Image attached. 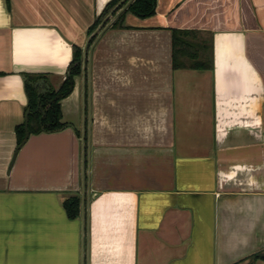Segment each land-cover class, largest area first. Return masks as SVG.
Wrapping results in <instances>:
<instances>
[{
    "label": "crops",
    "instance_id": "obj_1",
    "mask_svg": "<svg viewBox=\"0 0 264 264\" xmlns=\"http://www.w3.org/2000/svg\"><path fill=\"white\" fill-rule=\"evenodd\" d=\"M110 1L0 0V264H264V0H156L112 28L132 0L88 56ZM175 29L210 68L173 67ZM73 46L68 126L15 154L26 79L58 89Z\"/></svg>",
    "mask_w": 264,
    "mask_h": 264
},
{
    "label": "trees",
    "instance_id": "obj_2",
    "mask_svg": "<svg viewBox=\"0 0 264 264\" xmlns=\"http://www.w3.org/2000/svg\"><path fill=\"white\" fill-rule=\"evenodd\" d=\"M119 0L110 1L104 12L108 11ZM156 0H133L126 11L112 25V28H124L122 22L125 13L130 12L139 18H146L155 13ZM98 21L96 20L90 31L94 30ZM200 37L198 31L194 30H172V63L173 67L182 68H210L211 56L210 45L202 43V54L197 46ZM80 54L81 50L73 46L72 60L68 68L67 75L58 89L51 88L44 94L37 96L36 90L31 85L36 77L29 76L25 81V91L28 99L27 109L30 110L28 116V131L30 134L39 132H53L68 126L61 122L59 102L66 97L72 90L73 78L80 73ZM19 142L24 137V123L16 128ZM67 214L70 217L78 216L79 199L71 196L63 202Z\"/></svg>",
    "mask_w": 264,
    "mask_h": 264
},
{
    "label": "water",
    "instance_id": "obj_3",
    "mask_svg": "<svg viewBox=\"0 0 264 264\" xmlns=\"http://www.w3.org/2000/svg\"><path fill=\"white\" fill-rule=\"evenodd\" d=\"M132 0H128L127 3L120 7L118 9V11L111 17V19H109L107 22H106V19L97 27L96 31H94L92 33V36L96 34L95 36V39L93 41V43L91 44V46L89 47L88 49V56L92 50V47L94 45V42L100 37V35L103 33V31L105 29H107L112 23L113 21L118 17V15L126 9V6L131 2ZM118 7H116L115 9H117ZM86 47H84L83 49V52L85 51ZM87 64V59H84V62H83V67L85 68ZM86 69L88 70V66L86 67ZM31 85L35 88L36 90V93H37V96H40L41 94H44L46 93L50 88L48 87V85L45 86V88H39V86L43 83L42 80H36L34 82H30ZM29 113H30V110L27 109L25 111V116H24V137L21 141V143L19 144V146L17 147L16 151H15V154L16 152L18 151V149L26 142V140L28 139L29 137V131H28V116H29Z\"/></svg>",
    "mask_w": 264,
    "mask_h": 264
}]
</instances>
